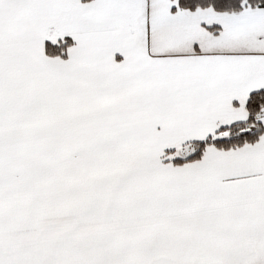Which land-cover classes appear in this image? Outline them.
<instances>
[{"label": "snow or ice", "instance_id": "1", "mask_svg": "<svg viewBox=\"0 0 264 264\" xmlns=\"http://www.w3.org/2000/svg\"><path fill=\"white\" fill-rule=\"evenodd\" d=\"M0 264H264V0H0Z\"/></svg>", "mask_w": 264, "mask_h": 264}]
</instances>
